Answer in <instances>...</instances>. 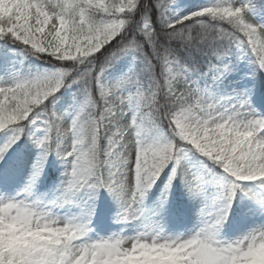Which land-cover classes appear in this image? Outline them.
<instances>
[{
    "label": "snow or ice",
    "instance_id": "6c2138e0",
    "mask_svg": "<svg viewBox=\"0 0 264 264\" xmlns=\"http://www.w3.org/2000/svg\"><path fill=\"white\" fill-rule=\"evenodd\" d=\"M178 6L0 0V43L45 65L0 71V264H264V114L250 91L218 93L234 51L264 72V24L252 0ZM121 62L126 70L109 80ZM69 89L72 103L58 111ZM24 136L37 151L20 187L13 148ZM49 156L63 179L36 196ZM177 181L200 207L191 228L169 231ZM101 191L115 204L112 223L131 234L93 227ZM226 225L237 234L226 237Z\"/></svg>",
    "mask_w": 264,
    "mask_h": 264
},
{
    "label": "rangeland",
    "instance_id": "374dc122",
    "mask_svg": "<svg viewBox=\"0 0 264 264\" xmlns=\"http://www.w3.org/2000/svg\"><path fill=\"white\" fill-rule=\"evenodd\" d=\"M195 7H198V6H194V8ZM194 8H193V10H194ZM177 10H179L180 14H184L185 12L190 11V9H188L185 6V4L179 5ZM254 20L259 24H262L264 21V19H261V18H257ZM245 63H247V61ZM251 65H252L251 63H247L246 65L240 66L239 72L234 76V79L232 80L233 84L237 87V89H239L240 92L250 91V90H248V86L251 83H254L257 88H259V89L261 88L262 89L261 91L264 90V85H263V83H264V72H256V75L253 76L252 74L246 72V69L248 67H250ZM252 71L255 72L253 65H252ZM119 75H120V73H116V74H114V77L119 76ZM218 93L220 95H225V93H223L221 90H218ZM249 99H250V97H249ZM35 159H36V151H32L28 156H26L25 158L22 159L24 162L23 168H26L27 166H29V164L32 161H34ZM59 170H60L61 175H62L63 170H64L63 166H61ZM61 178H63V176ZM179 186H180V183L178 181L174 183L172 192L169 195L170 198H174L177 195V192H180V189L178 188ZM162 188H163V182L161 181V182H158L156 187H154V190L159 193V192H161ZM101 192H103V191H101ZM106 197H107V193L103 192V194H101V193L99 194V197L96 200V205H95L96 216L93 217L92 223H95L97 225L102 226L103 233H98V234L99 235H108V234H111L112 232H118L121 230V227L124 228L125 233L131 234L132 233L131 227L121 226V225L112 223L111 217L114 215L115 212L108 211L107 205L105 203ZM106 218H107V221L105 222ZM191 227L192 226L182 227V228L178 227V228L180 231H184L186 228H191ZM236 234H237V232H236Z\"/></svg>",
    "mask_w": 264,
    "mask_h": 264
}]
</instances>
